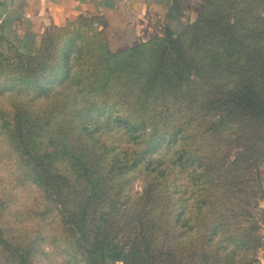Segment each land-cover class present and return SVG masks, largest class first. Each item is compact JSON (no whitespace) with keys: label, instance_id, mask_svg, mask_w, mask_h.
<instances>
[{"label":"rangeland","instance_id":"1","mask_svg":"<svg viewBox=\"0 0 264 264\" xmlns=\"http://www.w3.org/2000/svg\"><path fill=\"white\" fill-rule=\"evenodd\" d=\"M190 8L194 21L180 37L146 26L131 44L113 48L100 25L78 16L46 27L31 56L0 45V264H104L90 246L94 235H108L128 252L126 262L112 264H264L257 166L264 153V0H210ZM65 59L81 69L87 98L109 103L107 112L161 115L159 152L172 145V128L184 125L179 166L174 152L153 174L140 165L116 179L105 175L87 200L90 185L80 177L85 162L78 156L86 142L74 131L69 145L81 166L63 175L57 161L53 167L61 172L47 175L50 185L26 182L34 140L23 130L70 109L61 100L39 110L35 93H24L26 84L16 78L51 77L57 84ZM147 122L149 133L157 123ZM62 123L52 121L51 130H64ZM130 134L114 132L103 141L112 153L119 146L133 151ZM65 144L48 151L61 153Z\"/></svg>","mask_w":264,"mask_h":264},{"label":"trees","instance_id":"2","mask_svg":"<svg viewBox=\"0 0 264 264\" xmlns=\"http://www.w3.org/2000/svg\"><path fill=\"white\" fill-rule=\"evenodd\" d=\"M209 1L210 0L206 1V3ZM190 26L191 24L188 25L184 31L177 34L176 37L182 36ZM165 33L168 37L175 36L170 30H166ZM18 54L21 56H31V54ZM107 54L111 58L117 56L112 55L110 52ZM74 63V60L71 63L66 59L64 60L61 68L65 70L61 72L62 76L58 79L57 84L51 81V77H47V80L43 82H40L38 78L33 79L30 76L25 79L19 76L16 78L17 83L21 82V84H26L27 89L24 93H35L31 100L38 101L37 108L39 110H45L46 107H50L61 100L65 101L66 107L70 109V112L66 113L64 116H61V113H56L54 116H52V114L46 116L39 129L36 128L30 131L27 128L23 130L24 138H28L31 141L34 140L32 159L35 160V162H33L32 167L29 168L28 165L24 170L26 182L29 180L34 186L45 188L46 185H50L49 182H47V175L49 173L61 172V169L57 170V168L53 167V164L60 161L63 167V172L61 173L63 175H68L75 167L81 166L79 164V157H82L81 160L84 159L85 162L82 164L84 165V169L79 173L86 184L90 185V188H88L89 191H86V193L89 192L87 199L89 200L91 197L96 196L98 190L102 188V181L106 180L105 175L109 176L107 179H116L121 174H128L134 171L136 167L140 165H144L147 168L148 174H153V172L156 171L154 167L163 168L167 154L170 153L173 155L174 152H176L177 156H175L173 164L179 166L182 155L176 147L180 141L181 132L185 131L184 125H177L172 128V134L170 136V143L172 145H169L166 153L159 152L158 148L165 143V132L161 131L163 123L160 122V120H156V118L159 117V119H162L163 117L161 115H153L136 118L130 115L120 116L118 112H107L106 108L110 106L107 101L99 102L87 98L86 89L89 84L83 83L81 79H79V75H81L82 71L74 67ZM118 66L119 65H117V67ZM44 69H46L45 66L42 68V72ZM109 71L112 72L113 69H109ZM149 83L153 85L155 80L153 79ZM20 88L22 92V87L20 86ZM251 94L252 92H250L249 95ZM248 100L251 101L252 98L249 96ZM147 119L151 123H157L149 133L147 129L152 125L148 124L149 122H147ZM60 120L63 121L64 130L60 128L51 130V128L53 129V127H51V122L53 121L60 127ZM21 122H23V117L21 118ZM65 123H71V125H74V129L72 128L71 131H68V129L64 127ZM45 125L47 127H45ZM189 125H192V120L189 121ZM44 128H46V130ZM74 131L80 134L82 139L86 142V144L80 146L81 148H78V158H75L73 153L74 149L71 148L73 146L69 145V137L71 138L75 135ZM114 132L131 133L130 135L135 140L130 142L132 145H136L137 148L133 149V151H129L119 146L118 149L112 153L110 146L103 141V138H109L108 136ZM54 136L55 140L52 139ZM61 140L66 141L63 152L59 153L58 151L52 154L51 151H48L51 150V147H56V143H60ZM30 151L31 149L28 150V152ZM263 157L264 153L257 162L258 167ZM131 158H133L131 163L124 166V169H122L123 163L127 164V161H130ZM87 161H89V164H87ZM92 164L98 167L96 171L92 167ZM105 221V218H103L102 222ZM98 228H101L100 224ZM90 246L99 249L104 264H112L114 261L126 262L128 252L124 250V247L109 239L108 235H94L93 242Z\"/></svg>","mask_w":264,"mask_h":264},{"label":"crops","instance_id":"3","mask_svg":"<svg viewBox=\"0 0 264 264\" xmlns=\"http://www.w3.org/2000/svg\"><path fill=\"white\" fill-rule=\"evenodd\" d=\"M208 0H0V45L33 54L46 27L63 26L78 16L100 25L109 46L129 45L145 27L175 36L194 21L192 3ZM264 186V157L259 162Z\"/></svg>","mask_w":264,"mask_h":264}]
</instances>
